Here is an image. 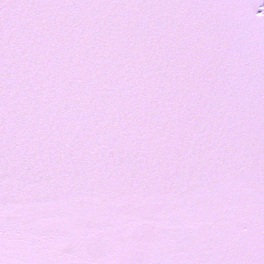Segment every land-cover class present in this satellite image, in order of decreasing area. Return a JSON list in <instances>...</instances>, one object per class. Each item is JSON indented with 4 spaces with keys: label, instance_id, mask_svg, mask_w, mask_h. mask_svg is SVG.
I'll list each match as a JSON object with an SVG mask.
<instances>
[{
    "label": "snow or ice",
    "instance_id": "6c2138e0",
    "mask_svg": "<svg viewBox=\"0 0 264 264\" xmlns=\"http://www.w3.org/2000/svg\"><path fill=\"white\" fill-rule=\"evenodd\" d=\"M0 264H264V0H0Z\"/></svg>",
    "mask_w": 264,
    "mask_h": 264
}]
</instances>
